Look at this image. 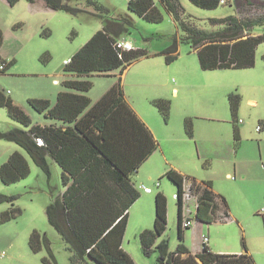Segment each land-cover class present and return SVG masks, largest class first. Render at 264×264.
Here are the masks:
<instances>
[{
    "label": "rangeland",
    "instance_id": "374dc122",
    "mask_svg": "<svg viewBox=\"0 0 264 264\" xmlns=\"http://www.w3.org/2000/svg\"><path fill=\"white\" fill-rule=\"evenodd\" d=\"M21 1L15 6L0 3V24L4 33L0 55L9 61H16L8 75L0 74V89L8 96H11L10 92L19 90L32 95L66 91L63 82L75 77L64 73L65 60L93 37L94 26L91 24L102 25L103 20L87 15L75 17L48 9L31 10L29 2ZM154 1L163 14L161 23L148 22L132 13L129 10L130 0H97L109 10L110 17L127 15L133 19V27L125 35L133 42L135 49H145L150 53L148 58L132 64V69L153 68L158 78H144L142 85L134 89L141 114L150 129L154 130L153 133L157 134L155 136L160 147L163 146L175 166L186 170L188 186L193 183L191 178L212 180L215 189L228 200L231 213L239 222L218 219L217 222L205 224L203 232L199 222H196L185 229L183 243L190 250H197L201 248V237L205 233L215 252L234 254L249 246L256 254L257 263L264 264V213H260L264 209V42L256 50V65L253 68L204 71L197 54L181 41V32L172 16L160 0ZM180 1L186 14L194 18L200 28L209 30L211 19L235 15L240 0H230L231 5H221L216 10L201 9L189 0ZM253 1L257 5L249 8L250 13L247 14L257 15L264 2ZM13 33L25 46L24 49L20 50L12 39L10 34ZM256 34L264 35V28L258 29ZM175 41L179 43L180 55L176 61L167 64L162 52L171 48ZM184 69L187 76L182 78H186L187 85H182L179 76ZM51 73L54 75L50 76ZM83 79L92 82L91 90L85 94L95 103L118 77L94 75ZM215 84L219 85L218 89H211L210 86ZM172 87H179L180 94L173 95ZM233 93L241 97L238 122L234 121L230 108L229 95ZM160 95L168 98H160ZM158 99L171 104L167 119L154 106V101ZM249 100L257 104L252 105ZM26 108L33 125L52 122L29 105ZM186 112L191 114L188 118L193 121V138L186 133ZM260 126L262 130L259 131ZM236 128L241 133L239 142L234 137ZM13 129L29 130L11 120L7 109L0 108V132ZM15 152L24 155L31 172L27 178L12 185L0 181V196L15 199V205L1 203L0 214L14 207L22 210L17 218L0 224V264H43L42 259L49 256L47 248L36 254L29 246L34 231L47 237L58 264H72L71 250L49 224L47 217V208L64 190L62 169L48 158V174L37 166L24 148L3 139H0V167ZM150 158L131 176L138 189L142 184L152 189L150 195L139 189L141 196L129 209L123 248L135 264H160V251L156 247L163 240L168 242L169 252H175L181 244L178 236L177 186L166 175L160 176L161 171L156 164L161 166L164 163L161 155ZM236 165L238 172L235 171ZM228 174H231L230 178ZM156 183H160L159 188L155 186ZM160 192L167 199V229L157 240L153 252L147 255L143 253L139 234L154 229L155 198Z\"/></svg>",
    "mask_w": 264,
    "mask_h": 264
},
{
    "label": "trees",
    "instance_id": "16d2710c",
    "mask_svg": "<svg viewBox=\"0 0 264 264\" xmlns=\"http://www.w3.org/2000/svg\"><path fill=\"white\" fill-rule=\"evenodd\" d=\"M21 0H8L15 6ZM30 4L43 2L48 10L63 12L71 16H92L103 20L104 28L96 32L89 42L64 65V73L75 76L63 82L66 91L58 94L55 103L48 99H30L28 104L37 113L60 126L33 125L31 116L0 89V108H5L11 120L29 130L13 129L0 132V139L13 142L24 148L37 166L49 174L48 158L62 169L64 191L47 208L49 224L60 234L72 252V264H135L122 248L127 229L129 209L141 194L131 176L158 149V142L149 127L131 109L124 96L122 79L96 103L85 94L93 86L83 79L94 75H108L114 71L121 74L135 62L148 58L145 49L121 51L116 47L118 40L133 27V20L127 15L110 17L109 10L97 0H25ZM205 10H216L230 0H189ZM230 1V2H228ZM260 1V0H258ZM264 2V0H261ZM172 16L181 32V41L196 51L199 64L204 71L250 69L256 65V50L264 42V35H255L264 28V5L257 15L247 14L256 4L253 0H240L235 15L223 19H211L209 30L200 28L194 18L188 16L180 0H160ZM257 5V4H256ZM129 10L151 23H161L163 14L154 0H130ZM250 13V12H249ZM47 32H44V35ZM4 33L0 28V49ZM178 41L162 52L166 63L171 64L179 56ZM6 74L15 61L1 59ZM234 121L241 103L238 94L229 95ZM154 106L167 119L171 104L158 99ZM235 122V123H236ZM186 133L194 137L193 121L185 120ZM235 140L239 142L240 132L235 129ZM42 141V144L39 143ZM28 160L15 152L0 167V181L5 185L17 183L30 175ZM178 188L181 198L185 178L176 171L166 175ZM210 187V183H205ZM198 196L197 222L214 223L216 195L207 187L192 184ZM14 197L0 196V204H14ZM156 218L153 230L139 234L144 254H151L157 240L167 229V199L162 193L155 198ZM178 236L181 241L176 252L170 253L168 242L163 240L156 249L160 251V264H179L174 255L187 254L182 226V202L178 200ZM20 208H12L0 214V224L17 218ZM221 219V217H220ZM30 249L38 254L44 247L49 256L43 264H58L46 236L34 231L29 240ZM202 264H255L248 254L241 256L218 255L208 245L202 247L196 256ZM184 264V263H183Z\"/></svg>",
    "mask_w": 264,
    "mask_h": 264
},
{
    "label": "crops",
    "instance_id": "0c3cea01",
    "mask_svg": "<svg viewBox=\"0 0 264 264\" xmlns=\"http://www.w3.org/2000/svg\"><path fill=\"white\" fill-rule=\"evenodd\" d=\"M21 2H24V1H21ZM0 3H3V4H9L8 3V0H0ZM10 5V4H9ZM30 8H31V10H37V11H42V10H45V9H47L46 7H45V5H44V3L43 2H41V1H39V2H36V3H34V4H30ZM89 18H94V17H92V16H89ZM133 20V19H132ZM89 22V21H88ZM91 26H94L93 28H92V30H93V34H95L96 32H98L99 30H101V29H103L104 28V23L102 24V25H99V24H91ZM20 27V26H19ZM103 27V28H102ZM0 28H1V24H0ZM11 35V37H12V39L14 38V40L17 42V44L19 45V49L20 50H22V49H24L25 48V46L21 43V41L19 40V38H16L15 37V35H16V33H13V34H10ZM255 35H258V34H255ZM123 38L124 39H126V40H128V41H130L127 37H126V35H123ZM130 42H132V41H130ZM133 43V42H132ZM134 45V44H133ZM179 45V44H178ZM135 48V47H134ZM195 53H196V51H194ZM197 54V53H196ZM74 55V54H73ZM73 55H71L70 57H69V59L68 60H70L72 57H73ZM179 55H180V53H179ZM1 56V55H0ZM1 59H4V60H6V61H9V60H7V59H5V58H3L2 56H1ZM67 60H65V62H66ZM16 62V61H15ZM159 68H161L162 66H158ZM133 67H132V65L130 66V67H128L125 71H124V73L123 74H121V72L118 70V71H114V72H112V73H110V74H108L107 76H112V75H114V76H116V77H118V80L119 79H122V83H123V85H124V96H125V98H126V101L129 103V105H130V107H131V109L137 114V116L143 121V122H145V124L149 127V125H148V123L146 122L147 120H145V118H144V116H142V112H141V109H140V106L138 107V104H137V96H136V90L134 89L135 88V86H141L142 85V81L144 80V78H146V79H148V78H158L157 77V73H156V71L154 72V69L153 68H149V67H144V68H141V69H139V70H137V71H133V69H132ZM142 69H144V70H142ZM158 69V68H157ZM10 71V70H9ZM9 71L6 73V74H1V75H8V73H9ZM186 69H184L181 73H179V76H181V83H182V85H187L186 84V82H187V80H186V78H182V76H187V73H186ZM55 74H57V73H55ZM50 76H52V75H54V74H49ZM98 76H100V75H98ZM106 76V75H105ZM56 77H57V75H56ZM73 77H75V76H73ZM118 80L117 81H115L113 84H112V86H111V88L118 82ZM57 82V81H56ZM58 84H59V82H58ZM209 87V86H208ZM211 87V89H214V90H217L218 89V87H219V85H217V84H215V85H211L210 86ZM111 88H109V90L111 89ZM40 90H42V89H40ZM108 90V91H109ZM4 91V90H3ZM107 91V92H108ZM107 92H105L104 94H103V96L107 93ZM171 92L173 93V95H179L180 94V89H179V87H172V89H171ZM5 93V92H4ZM59 93V92H58ZM10 94H11V96L9 95H7L8 97H10L11 99H13L14 100V102L16 103V104H18L20 107H22L25 111L27 110V108H26V105H29L28 104V101L30 100V99H48V100H50L52 103H55L56 102V100H57V97H58V94H53V91L51 92V94H47V95H43L42 93L41 94H36V95H32V94H30V92H25V91H23V90H19L18 92H16V91H13V92H10ZM102 96V97H103ZM101 97V98H102ZM160 98H164V99H167L168 97L167 96H165V95H160L159 96ZM101 98H99L98 100H97V102L101 99ZM91 99V98H90ZM92 100V99H91ZM249 102L252 104V105H256L257 103H256V101H254V100H249ZM93 103V102H92ZM96 103V102H95ZM30 106V105H29ZM5 109V108H4ZM188 115H191V114H189L188 112H186V114H185V118L184 119H187L188 118ZM263 121V125H262V127L264 128V120H262ZM19 124V123H18ZM53 124H57V125H59L60 126V122H56V121H52V122H50V123H45V124H38V125H42V126H45V125H53ZM149 129H150V127H149ZM151 130V129H150ZM152 131V130H151ZM154 131V130H153ZM153 131H152V133H153ZM240 132V131H239ZM155 133V132H154ZM153 133V134H154ZM241 134V133H240ZM157 136V134L155 133L154 134V137L156 138V136ZM241 137V136H240ZM156 140H157V138H156ZM157 142H158V144H159V146H158V149L151 155V156H159V155H161V159H162V161L164 162L161 166L160 165H157L156 164V167H158L159 169H160V176H165V175H167V173L169 172V171H176L179 175H181L183 178H185V179H187V177H188V175L186 174V170H182L181 168H178L177 166H175V164H173L170 160H169V158H168V156L166 155V152H165V149L163 148V146L162 147H160V143H159V141L157 140ZM166 149H167V147H166ZM150 156V157H151ZM149 157V158H150ZM147 159L148 161L149 160H151V158L150 159ZM52 160V159H51ZM146 160V161H147ZM53 162H55L54 160H52ZM145 161V162H146ZM235 171L236 172H238L237 171V165H236V169H235ZM228 177L230 178L231 177V174H228ZM191 181H193V183H196V184H198V185H202L203 186V188H206L207 187V189L208 190H210V191H212V193L213 194H215L217 197H216V202H215V204H216V210H215V214L218 216V218L220 219V217H221V215H223V214H227L228 216H229V219H231V221H232V223L233 222H236V223H239L237 220H236V218L233 216V214L231 213V208H230V205H229V203H228V200L223 196V194H221V192H219L218 190H216L215 189V186H214V182L212 181V180H210V179H205V178H202L201 180L200 179H197L196 178V180H192V178L190 179ZM188 181L186 180V185H188ZM193 183H191V184H193ZM205 183H210V187L209 186H207ZM157 184L158 183H156L155 184V186L157 187ZM142 185H145V184H142ZM142 185H140L139 186V189H140V187L142 186ZM147 187V186H146ZM138 188V187H137ZM149 188V187H148ZM157 188H159V187H157ZM140 190H142V189H140ZM177 190H178V188H177ZM64 191V190H63ZM143 191V190H142ZM144 192V194H147V195H150V194H152V193H145V191H143ZM161 193V192H160ZM177 193V192H176ZM260 213H262V211L260 212ZM156 218V217H155ZM221 220V219H220ZM217 222V221H216ZM206 223H204V222H199V225H200V230L203 232L204 231V225H205ZM154 225H155V223H154ZM185 231V230H184ZM203 235H205V233H203L202 234V236ZM201 239H202V237H201ZM184 240H185V233H184ZM185 245V244H184ZM202 247H203V243H202V245H201V248L199 247L197 250H190V248H188L187 247V249L189 250V253H187V254H179V255H174V257H173V260H175L177 263H179V264H202V262L196 257L199 253H201V251H202ZM208 247H209V249H210V251L212 252V253H214V254H218V255H228V256H230V255H233V256H241V255H244V254H248L249 256H251L253 259H254V261H255V264H258L257 263V261H256V258H255V256H256V254H253V252H252V250L249 248V246L247 247H244V249L243 250H237V251H235V252H233L234 254H228V253H230V252H222V251H218V252H215L214 251V249L211 247V244H210V240H209V243H208ZM122 248H123V243H122ZM124 249V248H123ZM124 251L126 252V250L124 249ZM176 252V251H175ZM170 253H174V252H170ZM88 263L89 264H96V263H94V262H92L91 260H88Z\"/></svg>",
    "mask_w": 264,
    "mask_h": 264
},
{
    "label": "built area",
    "instance_id": "2783aa9c",
    "mask_svg": "<svg viewBox=\"0 0 264 264\" xmlns=\"http://www.w3.org/2000/svg\"><path fill=\"white\" fill-rule=\"evenodd\" d=\"M116 47L118 50L121 51H131L134 49V45L132 42L121 39L118 40L116 43ZM71 63V59L67 60L65 64ZM5 69V65L1 64L0 71H3ZM258 130H262V127H258ZM39 143L42 144V141L39 140ZM160 186V183L157 184V187ZM145 193H152V189L146 187L145 185H142L140 187ZM176 199L177 201L180 199L182 202V226L184 229L192 227L197 222V210H198V196L195 192V189L191 185L184 186V190L182 192L181 198H179V195L176 193ZM262 213H264V209L262 210ZM229 220V216L227 214L221 215V221H227ZM202 243L204 245H208L209 243V237L207 235L202 236Z\"/></svg>",
    "mask_w": 264,
    "mask_h": 264
}]
</instances>
